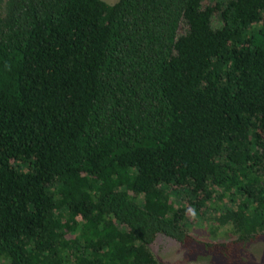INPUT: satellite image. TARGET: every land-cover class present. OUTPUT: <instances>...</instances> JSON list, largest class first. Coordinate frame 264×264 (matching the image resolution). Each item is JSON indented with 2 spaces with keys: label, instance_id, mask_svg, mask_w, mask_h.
<instances>
[{
  "label": "trees",
  "instance_id": "trees-1",
  "mask_svg": "<svg viewBox=\"0 0 264 264\" xmlns=\"http://www.w3.org/2000/svg\"><path fill=\"white\" fill-rule=\"evenodd\" d=\"M207 213L264 232V0H4L0 264H162Z\"/></svg>",
  "mask_w": 264,
  "mask_h": 264
},
{
  "label": "flooded vegetation",
  "instance_id": "flooded-vegetation-1",
  "mask_svg": "<svg viewBox=\"0 0 264 264\" xmlns=\"http://www.w3.org/2000/svg\"><path fill=\"white\" fill-rule=\"evenodd\" d=\"M186 228L181 237H163L162 264H264V232L250 237L222 236Z\"/></svg>",
  "mask_w": 264,
  "mask_h": 264
},
{
  "label": "rangeland",
  "instance_id": "rangeland-1",
  "mask_svg": "<svg viewBox=\"0 0 264 264\" xmlns=\"http://www.w3.org/2000/svg\"><path fill=\"white\" fill-rule=\"evenodd\" d=\"M108 3H115L117 2L118 0H104ZM3 3H4V0H0V7L3 6ZM175 200V199H174ZM175 203L177 202V198L176 200L174 201ZM189 211L191 212V209H189ZM208 213L205 215V218H199L198 220H195L194 218H189V228L191 230H194L192 232H198V234H200L202 237H206L208 238L207 234L210 233L209 231V227L210 226V221L208 222ZM222 237V236H220ZM219 238V237H218ZM163 237L160 235L158 236V238L156 239V241L153 243L152 245V249L154 250V252L156 253L157 257L158 255H162V249H163ZM158 259H160L158 257ZM161 260V259H160Z\"/></svg>",
  "mask_w": 264,
  "mask_h": 264
}]
</instances>
